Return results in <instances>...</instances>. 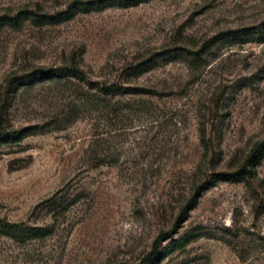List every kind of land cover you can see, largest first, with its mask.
Segmentation results:
<instances>
[{
	"label": "rangeland",
	"instance_id": "374dc122",
	"mask_svg": "<svg viewBox=\"0 0 264 264\" xmlns=\"http://www.w3.org/2000/svg\"><path fill=\"white\" fill-rule=\"evenodd\" d=\"M75 1L88 0H0V16L22 9L52 14ZM263 27L264 0H144L80 11L55 25L0 29V87L27 65L74 58L91 79L159 93L125 98L145 102L152 114L105 123L106 143L120 158L93 168L84 157L90 122L55 118L59 101L68 103L63 87L22 90L14 126L49 128L0 147V220L55 231L26 244L0 235V264L138 263L161 232L173 229L159 248L169 251L160 264H264V159L252 179L214 183L178 219L197 186L214 173L234 172L264 138V43L239 38L203 46L221 33ZM169 49L202 54L177 52L129 76L130 68ZM75 84L81 85L73 81L65 91ZM60 198L75 205L68 211L42 205ZM185 235L195 238L173 250Z\"/></svg>",
	"mask_w": 264,
	"mask_h": 264
},
{
	"label": "trees",
	"instance_id": "16d2710c",
	"mask_svg": "<svg viewBox=\"0 0 264 264\" xmlns=\"http://www.w3.org/2000/svg\"><path fill=\"white\" fill-rule=\"evenodd\" d=\"M144 0H88L75 1L71 3L64 11L57 13H42L27 9L19 10L16 14H4L0 16V29L18 30L25 22L38 25H55L61 22L69 21L77 12L101 11L113 4L124 7H134ZM244 36V37H243ZM243 38L246 42L256 40L258 43H264V27L260 30L252 28L242 32L239 35L237 31H228L210 39L205 43L203 49L209 50L222 41ZM255 38V39H254ZM177 52H182L186 56L198 59L202 53L182 49H169L155 53L137 66L130 68L129 76H140L151 70L154 65L161 59H169ZM77 82L68 91H65L66 85ZM57 85L63 87L60 89L61 94H68L67 97L62 95L59 101V113L55 117L61 118L59 123H72L78 120L90 122L92 129V140L89 147L84 153L86 161L93 167L98 168L117 162L120 154H117L113 146L106 143L105 136L107 133L105 123L113 121L114 125L121 120L128 119L132 116H138L143 113L152 114L148 105L140 100L127 99L132 97H159V93L153 89L140 87L136 84L126 83L124 81L94 80L88 77L87 73L79 65L78 61L71 58L60 66L43 67L41 65H27L15 72L9 73L3 80L0 87V147L16 144L21 142L25 137L36 133L43 132L49 125H29L17 128L13 123V112L19 102V96L22 90L32 86ZM84 87H83V86ZM119 120V121H117ZM264 159V138L256 142L246 155L241 166L234 172H219L212 175L208 184L197 186L182 206L178 219L182 220L186 214L194 210L202 194L212 187L214 183H241L255 176V172L260 162ZM120 172L128 171L130 168L119 167ZM131 173H134L133 170ZM50 211H68L75 203L66 204L62 198L58 201L52 199L42 203ZM262 210H264V205ZM174 230V229H173ZM161 232L153 242V249L148 252L138 263L131 264H160L168 255L167 252L159 253V248L166 240L173 238L174 231ZM55 231V226L45 227H27L24 223H9L0 220V235L11 239L18 244H26L31 241L43 240ZM195 237L184 236L173 244L174 249H180L188 245ZM130 264V263H117Z\"/></svg>",
	"mask_w": 264,
	"mask_h": 264
}]
</instances>
